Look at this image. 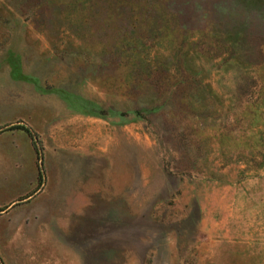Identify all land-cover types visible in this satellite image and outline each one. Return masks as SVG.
Segmentation results:
<instances>
[{"label":"rangeland","instance_id":"rangeland-1","mask_svg":"<svg viewBox=\"0 0 264 264\" xmlns=\"http://www.w3.org/2000/svg\"><path fill=\"white\" fill-rule=\"evenodd\" d=\"M9 126L2 264H264V0H0Z\"/></svg>","mask_w":264,"mask_h":264},{"label":"crops","instance_id":"crops-1","mask_svg":"<svg viewBox=\"0 0 264 264\" xmlns=\"http://www.w3.org/2000/svg\"><path fill=\"white\" fill-rule=\"evenodd\" d=\"M12 127V126H9ZM21 127V126H19ZM7 143L20 146L25 143V140L12 139ZM30 142L28 145L30 147ZM64 206L56 205L52 209L54 213L49 216L48 220H45L44 227L41 226L40 231L45 235L51 236L56 239L57 236L69 235L74 237V242H87L90 240V204L76 205L72 213L63 214ZM56 212V213H55ZM76 217L75 223H71L68 217ZM89 223V225H87ZM58 240V239H57Z\"/></svg>","mask_w":264,"mask_h":264},{"label":"trees","instance_id":"trees-1","mask_svg":"<svg viewBox=\"0 0 264 264\" xmlns=\"http://www.w3.org/2000/svg\"><path fill=\"white\" fill-rule=\"evenodd\" d=\"M14 129H23L29 135V137L31 138V140H32V142L34 144L33 146H34V149H35V151L37 153L38 161L41 162L42 161V150H41V147H40V145L38 143V140H37L35 134L31 130L25 129V128H22V127H19V126H12V127L0 128V132L1 131L14 130ZM38 180H39V189H40L42 187V185H43V173H42L41 169H40V174H39ZM39 189L36 190V192H38ZM31 196H29V197H31ZM1 211H3V210H1ZM0 264H2L1 260H0Z\"/></svg>","mask_w":264,"mask_h":264}]
</instances>
